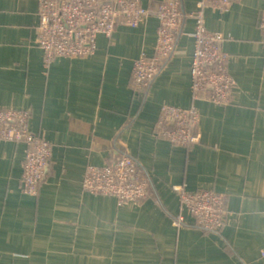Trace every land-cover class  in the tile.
<instances>
[{
  "label": "crops",
  "instance_id": "obj_1",
  "mask_svg": "<svg viewBox=\"0 0 264 264\" xmlns=\"http://www.w3.org/2000/svg\"><path fill=\"white\" fill-rule=\"evenodd\" d=\"M41 1L0 0V108L28 110L31 129L52 145L34 196L21 186L27 145L0 142V264H264V0L204 7L207 29L223 35L235 85L228 105L201 104L202 142L188 146L173 144L157 123L164 106L188 105L191 14L201 0H179L185 19L174 53L142 91L132 70L154 52L156 17L99 35L93 56L45 67ZM121 152L148 183L147 201L120 205L83 189L90 164ZM181 189L223 193L224 228L204 232L182 207ZM179 215L185 221L177 225Z\"/></svg>",
  "mask_w": 264,
  "mask_h": 264
},
{
  "label": "built area",
  "instance_id": "obj_2",
  "mask_svg": "<svg viewBox=\"0 0 264 264\" xmlns=\"http://www.w3.org/2000/svg\"><path fill=\"white\" fill-rule=\"evenodd\" d=\"M237 0H201L191 14L195 20L194 52L191 61V93L185 108L164 106L157 123L163 135L173 144L199 145L200 106L210 103L226 106L231 102L235 81L230 74L228 57L221 51L223 35L206 27L204 7L228 9ZM158 19V37L154 52L143 53L134 63L132 83L137 91L150 87L174 53L177 36L185 15L179 0H161L154 7L142 0H42L38 10V45L43 51L45 67L59 58L93 56L98 37H111L119 25L136 28L149 17ZM259 27L264 33V12ZM30 112L24 109L0 108V142L25 143L27 152L22 176V190L36 196L43 183L52 145L31 129ZM84 190L98 196L114 197L120 205L142 203L150 196L146 181L137 176L136 161L123 153L112 163L90 164L82 181ZM182 207L208 233L220 232L228 213L226 196L215 190L180 191ZM155 206L152 202L150 208ZM176 224L185 221L179 215Z\"/></svg>",
  "mask_w": 264,
  "mask_h": 264
},
{
  "label": "trees",
  "instance_id": "obj_3",
  "mask_svg": "<svg viewBox=\"0 0 264 264\" xmlns=\"http://www.w3.org/2000/svg\"><path fill=\"white\" fill-rule=\"evenodd\" d=\"M122 153V152H121ZM123 154V153H122ZM121 155V154H120ZM110 163H112V162H110ZM137 175H138V169H137ZM21 186H22V183H21ZM150 193H151V189H150Z\"/></svg>",
  "mask_w": 264,
  "mask_h": 264
},
{
  "label": "rangeland",
  "instance_id": "obj_4",
  "mask_svg": "<svg viewBox=\"0 0 264 264\" xmlns=\"http://www.w3.org/2000/svg\"><path fill=\"white\" fill-rule=\"evenodd\" d=\"M200 123V122H199ZM199 126V125H198ZM199 130V129H198ZM105 164V163H104Z\"/></svg>",
  "mask_w": 264,
  "mask_h": 264
}]
</instances>
